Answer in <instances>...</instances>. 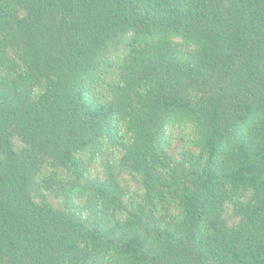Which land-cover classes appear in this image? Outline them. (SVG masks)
Masks as SVG:
<instances>
[{
	"label": "trees",
	"instance_id": "1",
	"mask_svg": "<svg viewBox=\"0 0 264 264\" xmlns=\"http://www.w3.org/2000/svg\"><path fill=\"white\" fill-rule=\"evenodd\" d=\"M0 264H264V0H0Z\"/></svg>",
	"mask_w": 264,
	"mask_h": 264
},
{
	"label": "rangeland",
	"instance_id": "2",
	"mask_svg": "<svg viewBox=\"0 0 264 264\" xmlns=\"http://www.w3.org/2000/svg\"><path fill=\"white\" fill-rule=\"evenodd\" d=\"M106 93H107L106 90H102L101 92L100 91L98 92V95L104 96ZM169 134L172 140V145L170 147V153L172 155H175L176 153H178L183 146L188 147L189 144L185 143L184 140H188L190 138L191 130L189 128H186L183 131H171L170 130ZM118 155H120V153H118ZM91 171L93 174L98 175L99 177H102V168H101L100 162L94 163L91 168ZM130 185H131L132 190H135L137 188L135 183L133 182H130ZM52 202L54 203L55 206H58V205H61L62 200H56L52 198Z\"/></svg>",
	"mask_w": 264,
	"mask_h": 264
}]
</instances>
